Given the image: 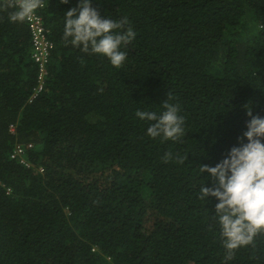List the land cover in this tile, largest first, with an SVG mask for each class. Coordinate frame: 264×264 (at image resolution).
<instances>
[{
  "label": "trees",
  "instance_id": "1",
  "mask_svg": "<svg viewBox=\"0 0 264 264\" xmlns=\"http://www.w3.org/2000/svg\"><path fill=\"white\" fill-rule=\"evenodd\" d=\"M80 2L42 0L55 49L38 93L27 20L0 7V264H223L200 166L240 145L246 105L264 117V0H91L136 33L120 68L63 42ZM165 101L185 118L175 143L135 115ZM230 264H264V233Z\"/></svg>",
  "mask_w": 264,
  "mask_h": 264
},
{
  "label": "clouds",
  "instance_id": "2",
  "mask_svg": "<svg viewBox=\"0 0 264 264\" xmlns=\"http://www.w3.org/2000/svg\"><path fill=\"white\" fill-rule=\"evenodd\" d=\"M68 2L61 0L63 4ZM0 7L13 9L8 16L10 22L23 23L42 7V0H15ZM126 23L102 17L91 0H81L64 14L62 39L66 46L104 57L113 67L120 68L127 59L122 49L136 39L131 27L124 28ZM245 107L251 119L240 145L215 166H200L201 174L208 173L214 187L201 186L199 199L209 202L211 197L218 201L215 218L224 249L223 264H230L241 248L254 246L256 237L264 233V117L253 116L251 105ZM180 113L178 103L165 101L160 112L138 110L135 115L149 122V138L175 143L185 135V118ZM172 159L178 164L185 162L179 155L165 154V162Z\"/></svg>",
  "mask_w": 264,
  "mask_h": 264
},
{
  "label": "built area",
  "instance_id": "3",
  "mask_svg": "<svg viewBox=\"0 0 264 264\" xmlns=\"http://www.w3.org/2000/svg\"><path fill=\"white\" fill-rule=\"evenodd\" d=\"M3 1L15 3V0ZM43 7L44 5L38 8L34 15L27 20L32 42V60L39 66V86L37 89V93L43 90L45 77L48 73L47 65L49 64L52 53L55 49L54 43L49 39L44 19L41 14H39L40 10L43 9ZM10 132L12 134H16V127L14 125L10 126ZM27 147L31 148L32 145H29ZM16 152L17 154H21L24 151L20 146H18ZM22 163L27 167H30V164L27 163L26 160H23Z\"/></svg>",
  "mask_w": 264,
  "mask_h": 264
}]
</instances>
